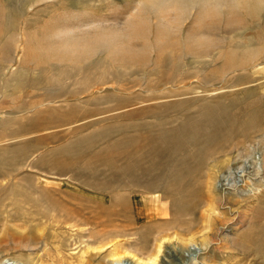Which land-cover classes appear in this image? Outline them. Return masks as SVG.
<instances>
[{
    "label": "rangeland",
    "instance_id": "obj_1",
    "mask_svg": "<svg viewBox=\"0 0 264 264\" xmlns=\"http://www.w3.org/2000/svg\"><path fill=\"white\" fill-rule=\"evenodd\" d=\"M0 264H264V0H0Z\"/></svg>",
    "mask_w": 264,
    "mask_h": 264
}]
</instances>
